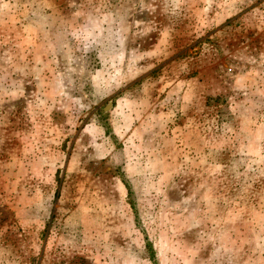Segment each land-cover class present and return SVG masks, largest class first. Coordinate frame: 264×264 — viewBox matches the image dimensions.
I'll return each mask as SVG.
<instances>
[{
    "label": "rangeland",
    "instance_id": "374dc122",
    "mask_svg": "<svg viewBox=\"0 0 264 264\" xmlns=\"http://www.w3.org/2000/svg\"><path fill=\"white\" fill-rule=\"evenodd\" d=\"M0 264H264V0H0Z\"/></svg>",
    "mask_w": 264,
    "mask_h": 264
}]
</instances>
